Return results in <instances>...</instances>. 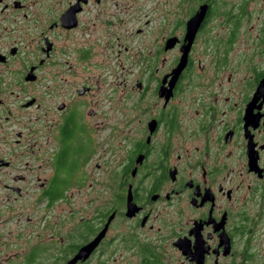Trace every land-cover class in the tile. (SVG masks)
Segmentation results:
<instances>
[{
  "label": "flooded vegetation",
  "instance_id": "af4514ba",
  "mask_svg": "<svg viewBox=\"0 0 264 264\" xmlns=\"http://www.w3.org/2000/svg\"><path fill=\"white\" fill-rule=\"evenodd\" d=\"M140 35L130 54L143 78L132 90L156 102L131 104L129 129L103 133V106L77 104L91 87L53 102L59 58L80 62L96 48L107 59ZM40 134L54 137L51 150ZM92 169L105 178L100 202L67 237L69 259L107 226L86 260L164 264L170 248L187 264L198 249L202 264L253 260V233L264 229V0H0V199L47 206L59 176L81 189Z\"/></svg>",
  "mask_w": 264,
  "mask_h": 264
},
{
  "label": "rangeland",
  "instance_id": "374dc122",
  "mask_svg": "<svg viewBox=\"0 0 264 264\" xmlns=\"http://www.w3.org/2000/svg\"><path fill=\"white\" fill-rule=\"evenodd\" d=\"M157 1L154 0V4ZM256 6L252 5V9L256 10ZM254 16L253 18H256L255 14ZM150 19L151 16L147 13L144 20ZM252 23L257 24V20L254 19ZM142 36H138V42H134L135 40L123 41V46L129 48L128 53L122 51L120 55H117L112 52L109 53L107 59L105 58L108 56L107 53L103 57L97 56L95 54L96 48L93 49L89 59L80 62L77 60L76 54L70 59L59 58L58 96H54L53 102L66 104L72 94L76 96L74 92L76 88L91 87L92 91L79 99L77 104H100L103 106L106 114L103 133L107 134L109 128L118 126L119 123L121 125L128 124L126 129H129L130 116L133 114L130 105L156 102L150 93L144 99L137 100L138 94L132 90L135 77L143 78L140 74L144 64L143 60L139 59L138 65H135L137 62L131 57L130 52L138 45ZM77 46L78 44L75 43V47ZM168 57L171 59L172 53ZM160 65V60L153 62V68H160ZM110 84L116 85L115 88H110ZM46 101V96L43 95V102ZM117 108L122 111L120 122L117 121V117H113L114 114L119 115L120 113ZM14 127L16 129L20 126L16 124ZM34 136L32 137L33 140ZM36 139L39 144L41 143L40 145L45 147L50 145V150L55 144L53 136L47 140L44 136L41 138L40 134V136H36ZM66 160L70 161L69 158ZM46 166L44 164L38 174L42 179L46 174H50V170ZM104 179V174L100 170L92 169L89 181L83 188L74 187L77 184L76 180L67 182L69 183L67 187H61V190H66L63 193V198L56 201L51 207L45 206V201H41L39 206L34 199L11 200L9 202L0 199V264H61V260L57 259L69 257L64 246L68 241L67 237L73 235L72 239L75 240L77 235L76 223L80 221L82 215L84 218L90 217V209L99 204L100 201L94 199V196L102 189L100 181ZM31 193V189L26 190V196ZM32 197L35 198L36 194ZM253 234H255V238L251 253L255 258L248 260L246 264H264V229L259 228ZM116 247L118 253L120 249L118 244ZM164 251L165 256L162 260L164 264H187L171 248L164 249ZM29 260L32 261L28 262ZM86 262V264H136L138 260H120L119 254H117V260L104 259L98 255L92 260H86Z\"/></svg>",
  "mask_w": 264,
  "mask_h": 264
},
{
  "label": "water",
  "instance_id": "95a60500",
  "mask_svg": "<svg viewBox=\"0 0 264 264\" xmlns=\"http://www.w3.org/2000/svg\"><path fill=\"white\" fill-rule=\"evenodd\" d=\"M198 18L197 17H194L193 19H191V21L189 22V25H191V28L189 26V29L188 31H192L194 33L195 31V21H197ZM188 34H190V32H188ZM187 34V35H188ZM185 63V58H181L180 62L178 63V65L176 66V68L172 71L171 73V85H173L174 81L178 78V76L180 75L182 69H183V65ZM175 76V77H174ZM81 94L84 93V90L80 91ZM166 93V90L165 88L161 87L160 89V97L162 96H165L166 99H168V97H170L171 95V91L170 89L168 90V94H165ZM130 203V202H128ZM132 208H131V205H129L128 207V216L132 215ZM131 213V214H130ZM107 226L105 227V229L103 230V232H101L100 234H98V236L93 239L90 243H88L87 245L81 247L77 253L75 254V256L68 262L69 264H76L78 261H86V259H88V257L91 255V253L96 249V247L98 246L103 234H104V231L106 230ZM177 246V244H176ZM185 246L184 245H178V248H180V250L182 252H185L183 253V255H187L186 253V250L184 248ZM190 262L194 263V264H202L204 262L203 260V251L202 249H198L196 250V252L192 253L191 254V257H190Z\"/></svg>",
  "mask_w": 264,
  "mask_h": 264
},
{
  "label": "trees",
  "instance_id": "16d2710c",
  "mask_svg": "<svg viewBox=\"0 0 264 264\" xmlns=\"http://www.w3.org/2000/svg\"><path fill=\"white\" fill-rule=\"evenodd\" d=\"M58 162H62L63 163V160H58ZM60 166L63 167V164H61ZM57 181H58L57 183H53L52 184V186L55 189V191L57 192V194L54 197H52L51 199L47 200V206L48 207L49 206L51 207L56 201L60 200L63 197L62 193L64 192V190H61V187H67V185L69 184V183L64 182L63 176H59ZM75 250H76V248H72V247H66L65 248V252H66V254L68 256L72 252H74ZM69 258L70 257H66L64 259H57V260H61V264H69L68 262L71 260ZM31 261L32 260H29L28 262H31ZM86 263H87L86 261H78L76 264H86Z\"/></svg>",
  "mask_w": 264,
  "mask_h": 264
}]
</instances>
